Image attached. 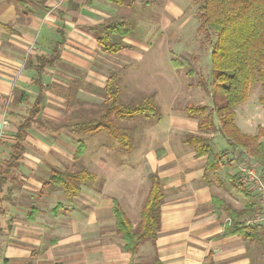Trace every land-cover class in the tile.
Returning a JSON list of instances; mask_svg holds the SVG:
<instances>
[{"label":"crops","instance_id":"1","mask_svg":"<svg viewBox=\"0 0 264 264\" xmlns=\"http://www.w3.org/2000/svg\"><path fill=\"white\" fill-rule=\"evenodd\" d=\"M20 2L0 0V116L5 106L8 111L25 113L12 103L20 91L30 93L32 101L38 94V87L32 82L35 70L26 68L27 59L50 53L62 39L61 33L65 38L60 60L48 66L44 75V82L51 84L45 91L41 116L51 127H31L18 169L20 187L12 200L2 202L5 210L0 214V264H137L152 260L156 254L163 264H264L261 246L239 234L223 235L228 216L214 210L212 197L218 195L236 207L245 206L246 199L238 189L226 190L229 185L225 180L232 181L230 175L238 170L223 161L217 172L205 178L207 157L197 156L186 141V134L200 133L199 119L187 112L185 118L163 115L147 131L145 148L142 142L141 148L135 150L140 160L138 157L128 163L111 162L115 166L114 182L105 174L101 188L97 181L83 185L73 201L68 200L63 189L49 182L55 171L77 167L80 141L87 144L82 156L87 165L88 149L95 146L92 138L106 134L85 137L75 130L72 123L79 116L73 110L81 103L84 108L103 104L104 87L115 71L111 61L117 55L124 56L125 50L137 54L131 46L144 47L143 52H148L149 46L129 35H113L114 40L123 41L116 40L124 45L118 52L103 49L99 42L97 27L120 19L126 21L133 12L130 4L111 0ZM15 112L10 113L11 119L1 128L4 142L0 153L5 156L7 143L14 142L17 133L16 120L21 118ZM250 120L243 122L248 130ZM257 122L259 131L264 123L258 118ZM240 130L245 135L258 133ZM206 134L211 146L222 140L220 131ZM104 138L105 135L100 149L102 142L107 141ZM224 144L221 149L212 148L220 152L229 147L226 138ZM92 163L90 168H100V160ZM144 169L146 181L141 182L145 186L151 172L157 171L163 179L161 229L156 244L147 241L133 254L125 250L117 233L114 208L118 200L132 221H139L144 204L139 199L141 185L136 184V176Z\"/></svg>","mask_w":264,"mask_h":264},{"label":"trees","instance_id":"2","mask_svg":"<svg viewBox=\"0 0 264 264\" xmlns=\"http://www.w3.org/2000/svg\"><path fill=\"white\" fill-rule=\"evenodd\" d=\"M26 0H21L24 4ZM117 4H128L123 0H111ZM199 3L200 30L206 33L212 41V84L213 105L189 104L186 112L190 117L199 118L200 133L186 134V141L194 147L197 156H206L204 168L205 178L209 173L217 172L224 158L229 152L233 153L238 164L247 163L257 167L264 176V127L256 135H245L237 126L236 107L245 102L253 87L260 84L263 94L260 97L264 103V0H197ZM98 39L103 49L112 52L120 51L124 45L114 41L113 35L120 38L130 34V28L126 26L125 19L113 21L109 24L97 27ZM102 30V32H101ZM101 32V33H100ZM57 41L50 53H41L27 59L26 68L35 70L32 82L38 87V94L34 100H30L31 94L20 91L15 96L12 105L24 110V114L15 111H7L6 117L11 119L10 113L21 115L16 120L17 133L14 142L7 143V158L0 163V214H3V201L13 199V194L20 187L18 169L21 166V158L26 151L25 141L32 126H41L48 129L51 124L41 116L45 98V91L51 83L44 82L46 68L53 66L60 60L64 34ZM172 63L176 68L187 67L189 74H193V66L188 57L174 56ZM204 84V82L202 83ZM220 84L218 94L214 93L215 86ZM204 86V85H203ZM205 87V86H204ZM106 100L103 104L92 105L90 108L80 106L73 110L78 115V120L72 123L75 130L84 135H92L104 130L115 140L128 159H115L108 155H101L100 168L93 169L84 164L83 154L87 144L80 141L76 158L80 164L73 169L55 171L50 183L63 189L68 200L73 201L82 191L83 185L98 182V188L103 180L115 168L111 162L117 164L128 163L135 150V141L132 131L118 123L116 118L134 119L140 116L154 118L156 121L162 117L160 105L155 101L153 92L144 97H136L124 101L118 84L115 71L109 75L104 87ZM102 108V109H100ZM84 113H87L84 116ZM217 117V119H216ZM138 132L141 126L136 125ZM220 131L227 139L229 147L220 152H215L210 144V137L206 133ZM3 135L0 129V144H3ZM123 153V155H124ZM249 157L246 158L245 155ZM105 156V157H104ZM122 158V157H121ZM107 161V162H105ZM150 187L148 196L141 210L140 219L134 223L127 215L120 203L115 202L114 213L116 216V230L123 239L126 251L136 254L147 241L156 244L158 232L161 229V211L164 202L163 179L158 172H151L147 176ZM238 191L245 197L244 207H236L224 198L213 195L212 206L218 213H226L231 218V223L226 224L223 235L230 236L239 234L243 238L256 243L264 250V224L245 226L243 223L247 217L255 216L261 204L255 199L256 193L242 181V175L238 172L230 175ZM101 188V187H100ZM137 264H163L156 254L150 261H141Z\"/></svg>","mask_w":264,"mask_h":264},{"label":"rangeland","instance_id":"3","mask_svg":"<svg viewBox=\"0 0 264 264\" xmlns=\"http://www.w3.org/2000/svg\"><path fill=\"white\" fill-rule=\"evenodd\" d=\"M123 1L130 4L131 8H133V12L126 17V26L130 28L129 37L141 39L150 48L148 47V52H143L144 47L131 46V50H134L140 56L135 57L137 54L125 50L126 53L124 56L117 55L111 61L110 64L115 65L114 70L118 75V84L121 89L122 99L129 101L136 97H144L153 92L155 101L160 105L162 116L175 114L183 118L186 116L185 109L189 104H209L212 106L211 51L212 41L216 37H212L209 40L206 33L200 30L201 22L198 1L149 0V3L141 0H137L135 3L134 0ZM116 40L121 41L119 38ZM174 56L188 57L193 66V74H189V68L187 67L176 68L172 63ZM203 82L204 84H202ZM214 93L218 94L219 100L223 99V96L220 94V84L215 86ZM262 94L261 85L256 84L248 99L236 107V122L238 126L245 132L249 131L250 134H256L258 132L257 118L260 122L264 123V103L260 99ZM7 111L8 106H5V109L1 111L0 118L4 115L8 121L6 117ZM244 119H251L249 130L244 128ZM116 120L123 126L129 127V129H136L135 133L132 131L135 150L141 148L143 143L145 148L147 131L157 124L154 118H146L145 116L134 119L116 118ZM136 125L138 127L141 126L139 132ZM100 131L107 133L104 130ZM104 135L105 138L103 141H107L106 143L102 142L100 149L99 145ZM104 135L92 138V144L95 143V146L91 150L88 149L86 155L88 166H92L94 164L92 163L93 161L100 160V153L103 151H108L111 159H128L130 156L122 152L124 150L118 147L115 140L109 134ZM221 137V142L217 141L215 147L212 145L214 148L221 149L225 146V136L222 134ZM135 150L130 157V161H137L138 157L139 160L141 159L140 155H135ZM5 152L7 154L6 150ZM234 156L233 153L229 152L224 160L238 170V163ZM245 157L248 158L249 156L246 154ZM6 158L5 153H0L1 164L4 163ZM79 164L80 162L77 163V166ZM109 175L112 182H114L116 175L114 173L112 174V172ZM145 178V169L144 171H140L136 176V184L141 185L139 188V199L143 204L148 196V187L150 186L149 182H147L146 186L145 183L141 182ZM225 181L229 185L226 190L237 191V187L233 181L228 179ZM223 188L225 187L223 186ZM135 214L136 216L139 215V209Z\"/></svg>","mask_w":264,"mask_h":264},{"label":"built area","instance_id":"4","mask_svg":"<svg viewBox=\"0 0 264 264\" xmlns=\"http://www.w3.org/2000/svg\"><path fill=\"white\" fill-rule=\"evenodd\" d=\"M6 124H8V121L3 115L0 118V129ZM238 169L242 175L243 183L248 186L252 192L256 193L261 204L259 212L253 217L245 218L243 224L245 226L264 224V176L259 173L257 167L247 163L238 164ZM226 221L227 223H231L232 220L228 217Z\"/></svg>","mask_w":264,"mask_h":264}]
</instances>
